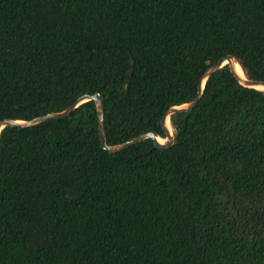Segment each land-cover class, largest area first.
<instances>
[{
	"label": "trees",
	"instance_id": "16d2710c",
	"mask_svg": "<svg viewBox=\"0 0 264 264\" xmlns=\"http://www.w3.org/2000/svg\"><path fill=\"white\" fill-rule=\"evenodd\" d=\"M233 56L264 82V0H0V122L102 96L105 143L166 134ZM173 144L110 153L95 102L0 131V264H264V91L226 64Z\"/></svg>",
	"mask_w": 264,
	"mask_h": 264
},
{
	"label": "water",
	"instance_id": "95a60500",
	"mask_svg": "<svg viewBox=\"0 0 264 264\" xmlns=\"http://www.w3.org/2000/svg\"><path fill=\"white\" fill-rule=\"evenodd\" d=\"M233 62L238 63V61L233 56L228 55V56H225L224 58L220 59L216 64L209 67L204 72V74L200 80L196 97L189 103H185V104H182L179 106H172L164 113V115L162 116L161 121H160L161 126H162V128L166 134L165 138L163 139V142H160L158 140V138H161V137H159L156 132L152 131V132H147L145 134H141L137 137H134V138L126 141V142H122L120 144L113 145V146H107L105 143V133H104V124H103V111H102V103H101L102 96L98 93L91 94V95L90 94H84V95L80 96L72 105H70L69 107H67L66 109H64L60 112H50V113L35 117V118L28 120V121L5 119V120L0 122V131L5 126L27 127V126L35 125L37 123H40V122L48 120V119H57V118L65 117V116L67 117V115L69 113H71L80 104H82L86 101H89V100H93L95 102V106H96V110H97L98 131H99V138H100V143H101L100 145L103 149L107 150L110 153H114V152H117V151L127 147V146H130L134 143L142 141L143 139H146V138H150L151 140H153L152 142H154V144L158 147L168 148L173 144L174 131H173V129L170 130L168 128V126L166 125V120L167 119L169 120L170 115L173 113L190 110L200 99L201 94H202V89L204 87V83H205L206 79L208 78V76L210 74H212L213 72H215L216 70H218L219 68H221L222 66L227 64L229 66L231 72L234 74L237 81L241 85H243L245 87L255 88V89L264 91V82L263 81L248 79L245 77V75L242 77L239 76L236 73V71L234 70V63ZM258 86H262L263 88H258Z\"/></svg>",
	"mask_w": 264,
	"mask_h": 264
},
{
	"label": "bare ground",
	"instance_id": "6f19581e",
	"mask_svg": "<svg viewBox=\"0 0 264 264\" xmlns=\"http://www.w3.org/2000/svg\"><path fill=\"white\" fill-rule=\"evenodd\" d=\"M234 63V70L236 71V73L239 75V76H244V72H243V70H242V68H241V66L237 63V62H233ZM258 88H263L262 86H258ZM166 125L168 126V128L170 129V130H172V128H171V126H170V123H169V120L167 119L166 120ZM158 140L160 141V142H163V139L162 138H158Z\"/></svg>",
	"mask_w": 264,
	"mask_h": 264
}]
</instances>
